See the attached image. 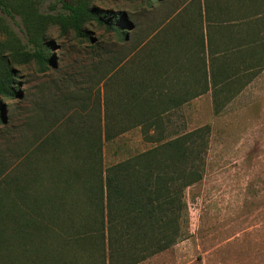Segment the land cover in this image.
<instances>
[{"label": "rangeland", "instance_id": "obj_1", "mask_svg": "<svg viewBox=\"0 0 264 264\" xmlns=\"http://www.w3.org/2000/svg\"><path fill=\"white\" fill-rule=\"evenodd\" d=\"M34 1L39 13L54 16L63 12V3L75 0ZM158 1L152 0V8L144 0L92 2L103 11L125 13L136 27L131 42L145 41L130 62L119 66L108 79L107 91H74V79L80 81L81 90L92 87L88 81H81L98 59L89 54V44L72 32L64 35L57 25L48 27L46 37L53 44L51 53L56 66L45 73L37 72L33 63L15 68L21 95L5 100V119L0 123V166L10 170L19 161L23 148L29 147V168L39 181L31 188L44 198L54 188L49 182L51 175L59 171L66 176L74 167V119L82 120L88 129L100 131L104 169L156 145L144 137V125L138 116L140 105L144 96L150 95L151 112L161 110L158 94L166 93L161 90L168 85L167 79L157 81L166 69L161 59L166 52L175 50L172 33L168 41L165 20L171 11L192 6L185 3L187 0ZM5 28L27 45L20 17L0 8V30ZM87 30L93 39H102L111 53L123 50V44L113 34L94 23L87 25ZM108 59L109 56L103 58L104 62ZM145 63L151 69L150 77L144 70ZM252 73L246 72L245 76ZM256 74L264 80V70ZM128 76H134L136 83L143 79L157 91H123L120 85ZM256 90L220 92L213 101L211 95H205L163 116L164 140L206 126L210 130L209 142L202 180L183 194L187 219L181 237L167 250L138 264H264V82ZM74 92L78 93L75 103ZM74 110L78 114L75 117ZM32 118L37 124L32 123ZM123 127H127L126 131L118 133ZM108 130L113 137L104 140ZM35 142L39 145L37 155L31 153ZM35 156L38 163L33 160ZM67 177L74 182L71 175ZM78 188L70 187L67 198L70 218L75 222L79 211L83 217L91 210L84 196L74 192ZM81 256L85 262L87 255Z\"/></svg>", "mask_w": 264, "mask_h": 264}, {"label": "trees", "instance_id": "obj_2", "mask_svg": "<svg viewBox=\"0 0 264 264\" xmlns=\"http://www.w3.org/2000/svg\"><path fill=\"white\" fill-rule=\"evenodd\" d=\"M93 1L63 3L62 13L48 16L38 12L34 0H0L5 13L20 17L27 36V45H22L10 30H0V123L5 119V100L21 95L15 68L33 63L37 72L45 73L56 66L53 44L46 37L49 26L57 25L62 34L72 32L87 42L89 54L98 59L81 81H88L92 87L81 90L80 81L74 79V91H107L108 79L119 66L130 62L138 46H144L143 39L131 42L136 27L125 13L103 11L94 7ZM144 1L152 8V0ZM93 23L113 34L123 50L111 53L102 39H93L87 30ZM167 55L161 59L164 65ZM143 67L150 77L151 69L146 63ZM166 72L164 67L158 82L166 80ZM120 87L123 91H157L143 79L136 83L134 76L124 79ZM77 95L74 92V103ZM158 98L161 110L151 112L148 95L138 113L144 137L156 145L105 169L100 131L74 119V167L66 176L59 171L51 175L49 182L54 188L44 198L31 188L39 181L29 168V147L23 148L10 170L0 166V264H138L176 243L187 219L183 194L202 180L210 130L205 126L164 140L162 119L169 100L164 92ZM34 122L37 124L36 119ZM112 137L109 130L104 133V140ZM31 147V153L37 155L39 145L35 142ZM33 160L38 163L37 156ZM73 185L79 187L74 192H80L91 209L83 217L79 211L76 222L67 206ZM81 253L87 255L85 262Z\"/></svg>", "mask_w": 264, "mask_h": 264}, {"label": "crops", "instance_id": "obj_3", "mask_svg": "<svg viewBox=\"0 0 264 264\" xmlns=\"http://www.w3.org/2000/svg\"><path fill=\"white\" fill-rule=\"evenodd\" d=\"M188 2L165 20L175 47L166 57L167 113L205 95L213 101L217 91H257L264 82L256 74L264 70V0Z\"/></svg>", "mask_w": 264, "mask_h": 264}]
</instances>
